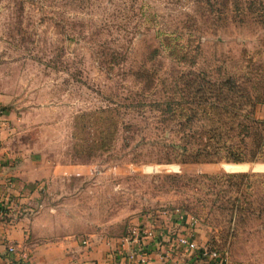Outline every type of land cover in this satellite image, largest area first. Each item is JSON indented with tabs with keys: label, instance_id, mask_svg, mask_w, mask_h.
Returning <instances> with one entry per match:
<instances>
[{
	"label": "rangeland",
	"instance_id": "374dc122",
	"mask_svg": "<svg viewBox=\"0 0 264 264\" xmlns=\"http://www.w3.org/2000/svg\"><path fill=\"white\" fill-rule=\"evenodd\" d=\"M199 71L258 73L264 88V0H0V109L13 128L4 144L34 190L15 218L37 217L49 238L111 242L115 258L128 227L178 209L198 218L199 245L227 250L230 264H264V162L162 163L161 137L124 147L125 119L115 129L104 120L125 99L171 93L163 82ZM232 172L255 174L224 195L239 215L252 212L240 221L188 177H165Z\"/></svg>",
	"mask_w": 264,
	"mask_h": 264
},
{
	"label": "trees",
	"instance_id": "16d2710c",
	"mask_svg": "<svg viewBox=\"0 0 264 264\" xmlns=\"http://www.w3.org/2000/svg\"><path fill=\"white\" fill-rule=\"evenodd\" d=\"M243 78L244 81L233 77L213 80L199 71L188 79L181 74L172 80L173 84L163 82L167 90L172 85L171 93L153 99L142 93L125 99L124 104L105 110L104 120L115 129L119 117L125 119L124 147L138 136L142 144L150 135L161 137L166 142L161 147L162 163L264 162V118L257 115L258 106L264 103L261 76L256 73ZM253 175L232 172L165 177L175 181L188 177L187 184L201 185L215 195L210 200L212 206L225 211L230 219L237 215L240 221L252 212L239 215L238 199L225 196L234 187L247 186Z\"/></svg>",
	"mask_w": 264,
	"mask_h": 264
},
{
	"label": "built area",
	"instance_id": "2783aa9c",
	"mask_svg": "<svg viewBox=\"0 0 264 264\" xmlns=\"http://www.w3.org/2000/svg\"><path fill=\"white\" fill-rule=\"evenodd\" d=\"M0 109V147L2 133H12V125L8 117ZM1 163V160H0ZM4 188L0 196V217L5 214V203L11 200L10 190L14 188L13 177L7 178L0 187ZM155 218L153 225L137 224L128 227L113 246L117 264H150L152 259L159 264H230L227 250L198 244L194 237V229L198 218L178 209H166ZM184 227L187 230L184 231ZM87 244L88 240H82ZM113 243L108 242L111 246ZM153 245V246H152ZM8 264H27L28 253L17 249L15 243L6 247Z\"/></svg>",
	"mask_w": 264,
	"mask_h": 264
},
{
	"label": "crops",
	"instance_id": "0c3cea01",
	"mask_svg": "<svg viewBox=\"0 0 264 264\" xmlns=\"http://www.w3.org/2000/svg\"><path fill=\"white\" fill-rule=\"evenodd\" d=\"M8 117L5 112H3ZM257 115L264 118V108H257ZM7 133H2V143L0 147V183L3 182L8 174L14 179V188L10 190L11 200L5 203V214L0 217V264H8V256L6 247L8 243H15L17 249L25 250L28 253L27 264H117L115 259L109 252V245L106 241L97 239L95 236L88 239L87 244H82L79 238L73 236H65L58 238H49L41 235L36 228L38 223L36 218H15L14 211L21 210V207L28 203V198H32L34 190L28 188L26 183L21 180V170L16 166L18 159L8 146L5 148V138ZM9 135V134H8ZM13 160L15 163H13ZM15 171H17L15 173ZM19 176L16 180V176ZM29 195L26 196V192ZM4 188L0 187V196ZM20 192V193H19ZM25 206V205H24ZM25 209V208H23ZM8 215L12 219H8ZM153 246V245H152ZM150 264H159L158 261L152 259Z\"/></svg>",
	"mask_w": 264,
	"mask_h": 264
}]
</instances>
